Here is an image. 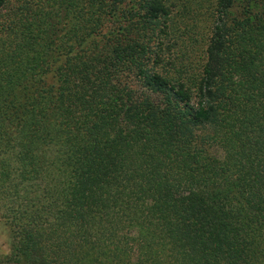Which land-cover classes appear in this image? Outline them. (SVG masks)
<instances>
[{"label": "trees", "instance_id": "trees-1", "mask_svg": "<svg viewBox=\"0 0 264 264\" xmlns=\"http://www.w3.org/2000/svg\"><path fill=\"white\" fill-rule=\"evenodd\" d=\"M0 264H264V0H0Z\"/></svg>", "mask_w": 264, "mask_h": 264}, {"label": "rangeland", "instance_id": "rangeland-1", "mask_svg": "<svg viewBox=\"0 0 264 264\" xmlns=\"http://www.w3.org/2000/svg\"><path fill=\"white\" fill-rule=\"evenodd\" d=\"M10 235L4 220L0 218V261L9 252Z\"/></svg>", "mask_w": 264, "mask_h": 264}]
</instances>
